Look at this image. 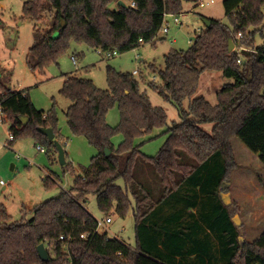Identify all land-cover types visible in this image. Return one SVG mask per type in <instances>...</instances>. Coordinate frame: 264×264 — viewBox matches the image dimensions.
I'll return each mask as SVG.
<instances>
[{
  "label": "trees",
  "instance_id": "obj_1",
  "mask_svg": "<svg viewBox=\"0 0 264 264\" xmlns=\"http://www.w3.org/2000/svg\"><path fill=\"white\" fill-rule=\"evenodd\" d=\"M119 1L25 2L23 18L35 24L29 68L45 73L49 65L58 64L72 40L102 52L135 49L157 37L165 13L183 10V0H134L136 8ZM114 2L117 7L110 8ZM223 5L228 23L209 18L210 24L187 49L165 54L164 68L150 65L161 84L152 81L149 87L171 102L180 117L164 130L167 138L156 155L142 153L141 144H135L136 138L151 136L155 129L168 125L165 109L153 105L141 89L142 72L137 78L108 66L107 89L90 78H66L60 93L71 100L65 111L67 123L97 153L78 174L67 160L62 167L74 174L73 185L36 204L31 219L9 223V214L0 206V264H264V232L254 242L241 240L223 198L237 167L234 138L264 165V42L256 43V36L264 38V0H223ZM45 12L53 17L46 30L41 25ZM239 33L241 38H237ZM231 38L235 48L230 52ZM241 45L251 50L239 51ZM208 70L221 71L234 81L218 91L217 104L200 96L186 107L184 102L193 97L202 73ZM0 105L14 141L31 138L56 155L55 140L38 130L46 127L54 129L55 139L65 147L55 107L38 109L27 89H12L1 80ZM115 105L120 121L112 126L107 116ZM20 116L29 118L27 125ZM204 123L213 124L211 131L202 127ZM118 134L123 140L116 145L113 138ZM186 154L195 163L186 162ZM138 158L151 163L160 176V198L136 182ZM45 184L51 187L57 180L47 176ZM156 191L161 189L156 187ZM91 194L106 218L113 213L124 218L133 209L135 246L98 230L99 220L86 207ZM82 234L88 236L82 238ZM41 243L49 252L47 261L39 255Z\"/></svg>",
  "mask_w": 264,
  "mask_h": 264
},
{
  "label": "rangeland",
  "instance_id": "obj_2",
  "mask_svg": "<svg viewBox=\"0 0 264 264\" xmlns=\"http://www.w3.org/2000/svg\"><path fill=\"white\" fill-rule=\"evenodd\" d=\"M27 1L0 2V79H4L12 89H27L38 109L48 111L55 107L59 117L60 135L65 142L67 160L72 163L75 174L82 173L84 167L91 163L97 149L84 136L74 135L67 123L65 111L71 100L60 93L67 75L92 78L98 87L107 89L108 66L132 73L135 69H140L144 77V81H141L142 91L147 92L153 105L164 108L168 115L166 127L155 129L151 136L135 139V144H141L142 153L153 156L158 153L167 138L164 130L174 122L180 121V117L177 108L171 102L149 87L154 78H156L154 82L161 84L158 73L153 71L150 65L164 68L165 54L171 49H187L205 28V20L213 18L228 23L223 0H215L214 3L204 5L198 4V0H183V10L178 14L170 13L166 17L169 32L160 31L151 42L108 57L100 48L72 40L58 64L49 65L45 73H36L27 64L29 49L35 40L34 22L23 18V7ZM123 1L126 4L131 2ZM116 7V2L110 4V8ZM176 16L180 17L179 24L174 22ZM52 18L49 12L44 13V24H41L44 30L50 26ZM263 42L264 38L256 36L257 45ZM73 56L76 57V62ZM136 77L140 78V74ZM233 81L224 77L221 71H204L196 93L184 104L187 107L194 98L203 96L215 105L218 102V91L223 85ZM107 120L112 126L119 123L120 113L117 105L110 109ZM9 125L10 121L6 117L0 127V206L5 207L10 216L9 223H12L31 219L36 204L59 195L63 189L69 190L73 185L74 174L64 171L58 153L55 158L48 153H42L39 144L31 138L8 143ZM202 127L211 131L213 124L204 123ZM151 137L154 138L149 139ZM122 140V134L113 138L116 145ZM232 144L237 167L231 173L229 191H224L223 195L228 200L232 216L236 217L241 233L240 239L252 242L264 231V176L260 172L262 167L259 158L249 149L250 152L247 151L239 139L234 138ZM184 159L188 163H195L187 154ZM49 175L57 180V184L51 187L45 184V178ZM134 177L137 183L151 190L156 199L161 197L163 191L161 178L151 163L138 158ZM119 183L124 185L123 179H120ZM156 187L161 191L157 192ZM86 207L99 221L104 222V226L99 229L100 232H107L110 237H117L131 246L136 245V224L132 208L124 218L113 213L110 215V221H107L106 215L99 210L95 195L88 196Z\"/></svg>",
  "mask_w": 264,
  "mask_h": 264
},
{
  "label": "water",
  "instance_id": "obj_3",
  "mask_svg": "<svg viewBox=\"0 0 264 264\" xmlns=\"http://www.w3.org/2000/svg\"><path fill=\"white\" fill-rule=\"evenodd\" d=\"M119 3H122L124 6H126V3L123 2L122 0L119 1ZM209 24H210V21L205 20V25H209ZM234 48H235L234 40L231 38V39H229V48L228 49L231 52L232 50H234ZM20 119L23 122L24 126L27 125V123L29 122V118L27 116H20ZM38 130L41 133L45 134L49 138L50 141L55 140V143H56L57 148H58L59 162L61 165H65L67 162L66 150H65L64 146L58 140L55 139L56 134H55L54 129L53 128H46V127H39ZM109 153H110V151L108 149H106V154L109 155ZM223 198H224V195H223ZM224 200L227 204L228 200H226L225 198H224ZM234 222L236 224H238L236 217H234ZM38 252H39V255H40L42 260H44V261L49 260L50 255H49V252H48L44 243H41L38 246Z\"/></svg>",
  "mask_w": 264,
  "mask_h": 264
},
{
  "label": "built area",
  "instance_id": "obj_4",
  "mask_svg": "<svg viewBox=\"0 0 264 264\" xmlns=\"http://www.w3.org/2000/svg\"><path fill=\"white\" fill-rule=\"evenodd\" d=\"M198 1H199L198 4H200V5H204V4H209V3H214V2H215V0H209V1H206V0H198ZM130 5H131L133 8H136V2H135L134 0H132V1L130 2ZM168 14H169V13H165V14H164L163 24H162V27H161V29H160V31L163 32V33H168V32H169V29H170V27H169V22L166 20V17L168 16ZM174 22H175L176 24H179V23H180V17L176 16V17L174 18ZM242 36H243L242 33H239L238 36H237V38H241ZM191 41H192V40H191ZM243 50H251V49L248 48V47H246V46H244V45L239 46V51H243ZM101 52H102V51H101ZM106 55H107L108 57H114L115 55H118V51L106 52ZM73 60H74V62H76L75 58H73ZM239 61H240V60H239ZM140 73H141L140 69H135V70L133 71V74H134L135 76H136V75H139ZM6 117H7V116H6V114L4 113L3 108H2L1 105H0V127L2 126L3 121L6 119ZM12 142H14V135H13V133H11V132L9 131V139H8V143H12ZM8 145H10V144H8ZM39 149H40L41 152H46V148L43 147V146H40V145H39ZM107 221H110V217H107ZM103 226H104V222H103V221H99V222H98V230H99L101 227H103ZM87 236H88V234H82V235H81L82 238H86Z\"/></svg>",
  "mask_w": 264,
  "mask_h": 264
},
{
  "label": "crops",
  "instance_id": "obj_5",
  "mask_svg": "<svg viewBox=\"0 0 264 264\" xmlns=\"http://www.w3.org/2000/svg\"><path fill=\"white\" fill-rule=\"evenodd\" d=\"M196 1H197V0H196ZM73 58H75V60H76V57H75V56H73ZM68 76H70V75H67L66 78H67ZM66 78L64 79V81L66 80ZM90 79H92V78H90ZM155 79H156V78H154L153 81H155ZM0 80H1L3 83H5V84L7 85V83H6V81H5L4 79H3V80L0 79ZM92 80H93V79H92ZM93 81H94V80H93ZM142 81H144V77H143V80H142ZM63 83H64V82H63ZM8 86H9V85H8ZM9 87H10V86H9ZM16 90H20V89H16ZM35 106H36V105H35ZM69 106H70V105H69ZM69 106H68V107H69ZM36 107H37V106H36ZM41 110H44V109H41ZM9 126H10V125H9ZM9 129H10V127H9ZM12 143H13V142H12ZM12 143H11V144H12ZM243 144H244V143H243ZM243 144H242V145H243ZM35 145H36V144H35ZM244 145H245V144H244ZM244 145H243V146H244ZM244 148H245L247 151L250 150L246 145L244 146ZM248 149H249V150H248ZM249 152H250V151H249ZM42 153H47V152H42ZM251 153H252V151H251ZM48 154L55 158V155H53L52 153H48ZM252 154H253V153H252ZM254 156H257V155L255 154ZM257 157H258V156H257ZM260 162H261V161H260ZM262 165H263V164H262V162H261L262 170H261L260 172H262V174H263V176H264V167H263L264 165H263V166H262ZM49 176H50V175H49ZM263 232H264V231H263ZM261 234H262V233H261ZM261 234H260V235H261ZM260 235H259L257 238H259ZM257 238H255L254 240H252V242H254Z\"/></svg>",
  "mask_w": 264,
  "mask_h": 264
}]
</instances>
